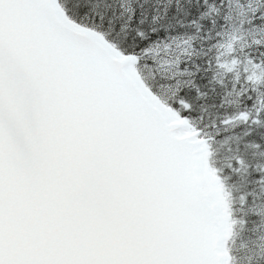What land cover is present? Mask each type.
Returning a JSON list of instances; mask_svg holds the SVG:
<instances>
[{
  "label": "snow or ice",
  "instance_id": "obj_1",
  "mask_svg": "<svg viewBox=\"0 0 264 264\" xmlns=\"http://www.w3.org/2000/svg\"><path fill=\"white\" fill-rule=\"evenodd\" d=\"M0 264H264V0H0Z\"/></svg>",
  "mask_w": 264,
  "mask_h": 264
}]
</instances>
